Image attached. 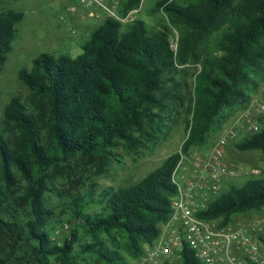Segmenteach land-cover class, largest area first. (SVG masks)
Masks as SVG:
<instances>
[{"label": "trees", "instance_id": "1", "mask_svg": "<svg viewBox=\"0 0 264 264\" xmlns=\"http://www.w3.org/2000/svg\"><path fill=\"white\" fill-rule=\"evenodd\" d=\"M141 2L120 0L117 18L107 15L75 57L41 53L18 72L32 99L12 98L2 114L0 264H132L170 216L180 159L207 146L264 77V0H155L158 27L130 17ZM23 17L0 11V69ZM186 66L197 67L180 104L175 78ZM185 104L179 152L132 186L90 185L64 218L55 213L50 199L62 196L52 174H66L78 157L109 159L138 138L154 143L148 130L161 133ZM257 121L239 150H264V118ZM228 185L203 218L224 226L264 207V176ZM179 263L203 264L186 245Z\"/></svg>", "mask_w": 264, "mask_h": 264}, {"label": "rangeland", "instance_id": "2", "mask_svg": "<svg viewBox=\"0 0 264 264\" xmlns=\"http://www.w3.org/2000/svg\"><path fill=\"white\" fill-rule=\"evenodd\" d=\"M119 1L105 0V4L108 7H115ZM154 1L142 0L139 10L130 17L143 19L149 26L158 27L161 14L149 12ZM73 5L71 0H0V11L11 9L24 14L22 22L17 26V39L12 44V50L0 69V128L3 124L4 108L12 98H19L25 105H31V93L19 82L18 72L21 69L29 70L33 59L41 53L64 54L71 57L80 54L81 45L87 40L89 33L107 16L106 12L98 7L90 9L77 7L76 12L71 13L68 8ZM93 12L97 13V16L89 15ZM173 34L176 38L175 30ZM196 67L186 66L185 72L175 78L181 83L179 93L183 96V100L180 104L187 101L193 86L192 74ZM250 96V101L245 108L237 110L224 121L221 132L244 121L246 113L254 114L255 107L258 104H264V77L258 78V87L252 91ZM185 106L186 104L183 109L177 108L179 115L175 116L174 121L166 128H162L161 133L152 134V131L148 130L151 135L158 137L154 138V143L138 138L140 145L126 148L119 144L109 159L78 157L72 160V166L67 169L66 174H52L50 181L62 196L52 195L50 199L55 213L64 218L68 204L82 195L90 185H98L99 189L132 186L159 167L168 156L179 152L186 138ZM254 117L258 124V118H264V114L258 116L255 114ZM220 131L211 137L207 146L198 150L191 148L189 154H205L217 141ZM246 135L227 146L225 160L230 164H239L249 168L258 167L264 176V150H239L236 147V144L240 143ZM244 182L245 178L241 177L233 181L235 185H241ZM228 188L229 185L225 184L219 195ZM255 221L264 225V207L234 216L232 224L247 225Z\"/></svg>", "mask_w": 264, "mask_h": 264}, {"label": "built area", "instance_id": "3", "mask_svg": "<svg viewBox=\"0 0 264 264\" xmlns=\"http://www.w3.org/2000/svg\"><path fill=\"white\" fill-rule=\"evenodd\" d=\"M69 12L77 7H98L108 16L117 18L115 7L105 0H71ZM97 13H91V16ZM264 114V104L255 113H246L244 121L220 132L215 144L205 154L183 156L172 173L176 194L171 201V213L161 226L158 238L146 245L141 257L132 264H180L179 253L184 245L192 250L203 264H264V225H220L219 220L205 219L209 204L219 195L225 184L238 178H258V167L230 164L225 149L238 138L259 131L254 115Z\"/></svg>", "mask_w": 264, "mask_h": 264}, {"label": "crops", "instance_id": "4", "mask_svg": "<svg viewBox=\"0 0 264 264\" xmlns=\"http://www.w3.org/2000/svg\"><path fill=\"white\" fill-rule=\"evenodd\" d=\"M89 15H91V13H90ZM90 17H91V16H90Z\"/></svg>", "mask_w": 264, "mask_h": 264}]
</instances>
